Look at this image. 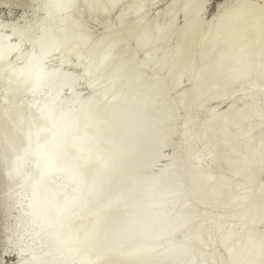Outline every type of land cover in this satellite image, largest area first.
<instances>
[{"label":"bare ground","instance_id":"6f19581e","mask_svg":"<svg viewBox=\"0 0 264 264\" xmlns=\"http://www.w3.org/2000/svg\"><path fill=\"white\" fill-rule=\"evenodd\" d=\"M119 1L105 0L106 10H112ZM88 3L92 11L97 8V0ZM229 5L238 11L243 0H230L223 6ZM66 10L65 3L55 8L59 16ZM259 12L252 13V19L258 14L264 16V3ZM228 22L229 13L220 15L211 24L209 36L224 33L222 27ZM249 22L240 24L238 35L244 33ZM36 26L34 21L30 29ZM259 29L264 33L263 25ZM195 30L196 22L185 30L188 40ZM259 32L249 43L236 45L233 58L228 60L230 48L225 50L221 60L226 71L211 77L209 85L233 81L238 74L239 85H244L248 78L264 71V46L253 64H245L237 71L256 48ZM51 34L46 29L34 36L27 55L18 59L23 60L18 67L14 65L15 57L7 60L6 56L28 42L19 38L17 45L4 48L0 35V89L7 87L9 91L0 95V102L7 106L0 110V215L14 216L10 226L4 228L6 232L17 222L25 225H21L24 229L20 226L22 231H16L14 241L19 244L16 251L20 257H27L24 263L263 264L264 234L246 242L241 234L233 235L223 255L213 251L206 254L215 246H224L230 238L229 227L205 219L206 226L201 228L195 208L210 205L222 212L229 206L236 208L237 224L246 232L264 220V186L258 184L264 176V133L260 134L264 108L257 109L259 98L264 102V87L243 96V108L212 115L195 136L189 124L180 137L185 147L202 145L211 125H218L217 132L203 145L204 153L188 157L181 152L177 158L174 152L168 164L151 174V164L163 156L160 151L168 139V121L176 116L167 110L148 119L146 114L153 102L146 101V97L141 100L139 88L126 99L116 95L120 91L110 97L123 70L121 60L112 65L106 85L99 88L111 50L94 66L81 71V77L92 71L97 74L88 89L91 98L75 97V84L69 82L72 73L59 71L71 58L69 53H61L65 39L59 41L53 35L54 42L47 38ZM148 40L147 36L140 45L147 46ZM83 43L80 36L74 39L75 45ZM96 45L89 53L94 52ZM57 49L60 69L45 70L43 61ZM211 58L209 66L216 68L221 60ZM192 63L187 70L195 69ZM204 64L199 67H206ZM198 88L193 82L186 91L195 99L196 110L200 101L196 98ZM66 92L69 95L63 97ZM161 94L158 87L153 96ZM211 95L217 99L219 91ZM233 136L235 142L231 143ZM220 143L225 146V153L215 157L212 152ZM222 162L228 166L230 181L213 180V172ZM198 167L201 169L194 172ZM237 178L239 181H235ZM181 182L185 183L184 188L179 186ZM195 183L199 187L193 188ZM23 197L26 201L22 203ZM252 203L257 207L248 214ZM1 236L0 231V245ZM29 241L32 247L28 246ZM3 257L16 260L14 253H3Z\"/></svg>","mask_w":264,"mask_h":264},{"label":"rangeland","instance_id":"374dc122","mask_svg":"<svg viewBox=\"0 0 264 264\" xmlns=\"http://www.w3.org/2000/svg\"><path fill=\"white\" fill-rule=\"evenodd\" d=\"M88 1L0 0V35L3 38V47L15 46L20 39L28 42L22 47L13 49L11 51L12 54L8 53L6 58L8 57L7 60H10L15 57L17 63L15 61L14 65L18 67L20 65L18 62L22 58L19 61L18 59L27 55L31 49L30 45L33 44V37L43 30L50 29L52 34L50 36L47 35V38L54 42V38H51L53 35L59 41L65 39L62 42L61 53L64 51L71 55L69 63L62 66V70H59L60 73L64 71L71 72L72 75L69 82L75 84L73 95L88 100L91 98L88 91L89 86L96 80L97 74L92 71L81 77V71L84 67L90 68L94 66L111 50L110 63L106 71L103 72L99 88H104L106 80L110 77L109 70L118 60L123 63V70L118 75L116 86L112 89L113 94L110 91L106 95L105 100L107 101L119 91L116 95L120 94L126 99L133 91L139 88L141 100L146 97V101L153 102L146 114L148 119L149 117L150 119H155L162 113L164 114L165 111L167 112V110L176 116L173 117L174 119L172 118V121H168V139H166L165 145L160 151L163 156L156 164H154L155 162L151 164L150 169L152 171L155 170L153 172L150 170L151 174H154L161 166L168 164L173 158L174 152L173 156L177 158L182 153H185L188 157H199V155L201 156L204 153L203 145L217 132L218 125L216 123L211 125L209 133L201 143L202 145L199 144V146L195 147L187 145L185 147L180 143V140L184 134L183 131L189 124L192 125L193 136H195V133L212 115L224 114L229 109L237 111L243 108L244 103H246L243 101V96L253 95L257 89L264 87V71L248 78L244 85H239L240 74L233 78V81H223L217 86H211L208 83L211 77L226 71L225 63L222 61V56L226 49L230 48L227 52V59L229 60L236 54L234 49L236 45L249 43L255 34L259 32L260 26L263 25L264 28V16L258 14L255 19H252V13H261L259 11L264 0H243L242 8L238 11L235 9L237 8L236 6H223L230 0H120L110 11L106 10L105 0H97V8L93 11L90 9ZM181 1L184 2L180 4L179 2ZM61 3L67 5V10L63 16H59L55 11V8ZM175 13L176 15H174ZM226 13H229V22L222 27L226 31L210 37L208 31L211 24L220 15ZM34 21L37 22V26L34 30H31L30 28ZM248 21L250 22L244 33L238 35L240 24H247ZM194 22H196L195 34L188 40L186 38L188 31L185 30ZM77 36L83 38V44H74V39ZM147 36L149 37L147 46H141L140 42ZM94 44H97L94 52L89 53ZM263 46L264 33L260 31L256 48L248 55L246 61L237 67V71H241L245 64L247 66L253 64ZM57 47H59V44ZM199 47L200 50H198ZM58 50L46 56L42 66L45 70L58 69L60 67L57 62ZM192 54V58L195 60L191 59L189 62ZM197 56L199 57L198 60ZM210 58H217L218 62L222 59V63L221 61L218 63L220 67L217 64L216 68H211L209 66ZM189 63L195 66L192 71L187 70ZM203 63L207 65L204 64L206 67H201L203 70L200 71L201 68L199 66L201 64L203 66ZM75 77H78V79ZM193 82L199 85L196 93V98L200 99L197 110L195 99L186 94L187 89ZM158 87H161L162 94L160 97H155L153 95H155ZM215 91H219V96L217 99H212L211 94ZM8 92L7 87L0 89L1 97L7 95ZM150 92H152L153 98ZM68 95L66 92L63 97ZM2 103L3 101L0 102V110H4L7 107L5 103L3 105ZM263 108L264 102L259 98L257 109L261 110ZM147 118L144 116V120H147ZM263 133L264 125L260 130V134L262 135ZM230 142H235L234 136L230 138ZM225 150L223 143H220L212 154L215 157H222ZM198 168L193 171L197 172L201 169ZM29 172L30 170L26 171V173ZM213 173V180L227 179V181H230L228 179L230 173L225 162H222ZM235 181H239L238 178ZM181 184L184 185L185 183L181 182L179 184L181 188H184L185 185ZM258 184L264 186V176L258 179ZM196 187H199L198 183L193 186V188ZM214 195L217 197L219 191H216ZM23 201H26L25 197L22 198V203ZM204 206L195 208L202 222L201 228L206 226L205 219H214L218 224L223 223L227 228L229 227L228 232L230 233V238L224 246H215L207 250L206 254L213 251L218 256L223 255V251L230 243L233 235L241 234L243 242H246L264 234V220L256 223L251 231L246 232L244 227L237 224L236 208L229 206L227 210L222 212L218 208H212L210 205ZM179 207L177 206L176 208ZM256 207L257 205L252 203L247 209V213H251ZM175 210L177 211V209ZM13 217L10 214L0 215V231L2 232L0 252L4 254L14 253L16 260H13L12 257H3L1 258V263L14 264L16 261V264H27L24 263L26 261L25 258H27L26 255H21L23 257H20L19 251H16L19 249V244L14 242L16 231L19 233L25 227V225H22L23 222L20 223V221V225L18 222L15 223L7 232L4 230L6 226H10ZM20 226L22 229H20ZM28 246L32 247L31 241L28 242ZM42 248L45 249V247Z\"/></svg>","mask_w":264,"mask_h":264},{"label":"water","instance_id":"95a60500","mask_svg":"<svg viewBox=\"0 0 264 264\" xmlns=\"http://www.w3.org/2000/svg\"><path fill=\"white\" fill-rule=\"evenodd\" d=\"M1 258H3V253L1 254Z\"/></svg>","mask_w":264,"mask_h":264}]
</instances>
